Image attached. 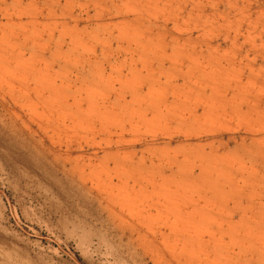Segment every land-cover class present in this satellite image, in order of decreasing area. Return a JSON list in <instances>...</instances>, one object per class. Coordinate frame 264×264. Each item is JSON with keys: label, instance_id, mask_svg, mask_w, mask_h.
I'll use <instances>...</instances> for the list:
<instances>
[{"label": "rangeland", "instance_id": "rangeland-1", "mask_svg": "<svg viewBox=\"0 0 264 264\" xmlns=\"http://www.w3.org/2000/svg\"><path fill=\"white\" fill-rule=\"evenodd\" d=\"M0 264H264V0H0Z\"/></svg>", "mask_w": 264, "mask_h": 264}]
</instances>
